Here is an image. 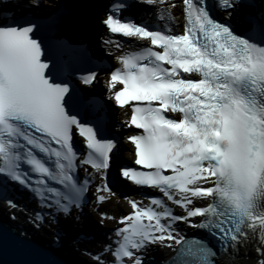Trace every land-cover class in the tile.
Returning a JSON list of instances; mask_svg holds the SVG:
<instances>
[{
  "label": "snow or ice",
  "instance_id": "1",
  "mask_svg": "<svg viewBox=\"0 0 264 264\" xmlns=\"http://www.w3.org/2000/svg\"><path fill=\"white\" fill-rule=\"evenodd\" d=\"M143 3L164 8L166 19L169 5L179 7L175 0ZM14 6L15 0H0V192L16 184L29 188L57 221L83 210L94 177L103 181L100 193L112 194L120 147L106 133L104 107L70 83L84 51L58 32L72 9L83 10L84 0H59L39 18H9ZM28 7L41 9L43 0H28ZM115 11L105 21L113 33L152 45L120 56L122 66L111 75L120 108L145 102L131 108L128 121L143 130L129 142L145 171L123 168L119 175L162 196L147 197L156 209L129 200L131 215L120 221L128 227L115 231V244L86 254L92 264H144V251L167 240L179 246L173 264H217L255 243L258 264H264V0H184L179 35L122 22ZM98 77L93 70L83 82L94 87ZM80 113L90 114L91 123ZM77 128L86 137L84 153L74 147ZM81 163L94 173L81 179ZM98 200L104 203L105 196ZM167 202L183 211L174 213ZM5 204L18 207L7 196ZM32 219L48 222L40 212ZM178 222L205 231L215 245L185 241Z\"/></svg>",
  "mask_w": 264,
  "mask_h": 264
},
{
  "label": "bare ground",
  "instance_id": "2",
  "mask_svg": "<svg viewBox=\"0 0 264 264\" xmlns=\"http://www.w3.org/2000/svg\"><path fill=\"white\" fill-rule=\"evenodd\" d=\"M49 3H50V0L43 1V4H49ZM91 5L92 4H90V6ZM45 8H46V6L44 5L43 9H45ZM171 11L175 14H178L179 10L176 7V8H173ZM89 13L92 14L94 12H93V10H91ZM103 14H104V12H101L100 22H102V18H104L106 16V15L103 16ZM104 27H105L104 25L100 26V28H99L100 31L103 30ZM85 31H86V29H84L82 27V28H79L78 30H73V33H75V32L77 34L84 33L86 36V39L91 38L90 33H86ZM62 34H64V33H62ZM67 35H69V34H67ZM92 44H96L95 35H94V38H92ZM93 91H96V89H93ZM124 131H125V126L120 128V134L123 133ZM124 145H125V147H128V145L126 143H124ZM118 154L119 155L121 154V149L118 152ZM115 175H116V179L118 181L117 183H119L120 185L125 187L126 183H124L120 180L119 174H118L116 169H115ZM104 195H106V194H104ZM117 203H118V206H116ZM124 203H126L125 200L122 198V196H120V194L115 189L112 190L110 201L103 203L101 206L100 205L98 206V204L96 202H94V205L92 206L93 213L92 214L89 213L88 216H90V214H91V216L93 217V220H96L97 222H99V224H104V226H99V228L104 227V229H109L110 232L108 234L101 235L100 241H98L97 239H94V238H86L89 241L88 245H86L88 247L87 253L91 252L94 254L93 249H95V247H98V248L102 247L109 242V239H110L109 234L111 236L114 235L115 228L118 224H117V219H116V224H117L116 225L114 223V220H109V219L106 220L105 217L107 215L114 216L117 209L119 208V205L124 204ZM121 206L123 207V205H121ZM123 208H125V207H123ZM127 209H128V207H127ZM128 211H129V209H128ZM0 212L6 213L4 215H6V217L10 218V219L12 216H16L15 220H13V219H11V220L14 221L17 229L22 230L23 228H26L27 231H25V232H28V233H30L29 235L33 236V232H32L33 227L31 225H29L28 227H24L26 225L27 220L23 217V213L17 214L16 209L6 208V206L4 205V201H3V205L0 204ZM103 212L107 213V215L102 214ZM45 217L47 218V221H48L47 224H49V227H51L48 229L46 228V231L48 230L49 232L46 233L45 238H48V237L50 238V236H51L50 239L52 240V235L50 233H56L57 229L53 230V228H57V226H59V225L58 224L52 225V222H50L49 213H47L45 215ZM17 218H21V219H17ZM58 220H59V222L63 223L62 229H64V230L66 229V230H69L70 232H73V235L63 234V236H61V238H63L64 243L67 244L69 242H72L74 245L73 251L76 254V256L78 258L85 257L84 259H86V261H88L87 263L92 264V261H91L89 255L86 256V255L81 254L80 251L82 249H84V247H82V246H85V245L81 244L82 241H79V243H77L76 238H77V236H79L80 233H84L86 230L93 233L94 232V226H92V224L87 220L86 217L80 216L77 212L73 213L71 218H66L65 216L61 215L60 218H58ZM43 224H45V223H43ZM34 226L38 227L37 232L42 233L41 232L42 226L40 224L36 223V224H34ZM40 226H41V228H39ZM43 228H45V227H43ZM180 230H181V232L187 231V233L194 231L192 229V227H185V226L179 225L177 227V231H180ZM73 236H75V238ZM75 244L81 245V247L78 248L79 253H77L75 251V248L78 247V245H75ZM168 245H171V247H169ZM90 248H92V249L89 250ZM173 248H174V243L172 241L166 240L161 245H159L158 247H156V246L151 247L147 251L156 250V252L161 253L163 255V257L166 258L167 256L170 255L171 252H173ZM79 255H81L83 257H81ZM222 264H258V253L256 252V244L251 243L249 247H241L240 250L238 251V253L234 254L231 258H226V257L222 258Z\"/></svg>",
  "mask_w": 264,
  "mask_h": 264
},
{
  "label": "water",
  "instance_id": "3",
  "mask_svg": "<svg viewBox=\"0 0 264 264\" xmlns=\"http://www.w3.org/2000/svg\"><path fill=\"white\" fill-rule=\"evenodd\" d=\"M54 243L51 239L40 238L22 233L0 212V264H87L80 261L73 251L72 242ZM169 257L153 253L143 257L144 264H173L177 250ZM150 252V251H149ZM148 253V251L146 252Z\"/></svg>",
  "mask_w": 264,
  "mask_h": 264
},
{
  "label": "rangeland",
  "instance_id": "4",
  "mask_svg": "<svg viewBox=\"0 0 264 264\" xmlns=\"http://www.w3.org/2000/svg\"><path fill=\"white\" fill-rule=\"evenodd\" d=\"M131 157H132V155H131ZM131 157H129V159H132ZM110 205V204H109ZM108 205V206H109ZM121 205H123V207H125V208H123ZM121 205H119V208H118V210H117V212H116V215H115V217H117L118 215H120L121 213H122V211L123 212H125V211H127V207H126V205L125 204H121ZM116 206H118V203L116 204ZM115 224H116V222H114ZM79 250H77V253H79L78 252Z\"/></svg>",
  "mask_w": 264,
  "mask_h": 264
}]
</instances>
